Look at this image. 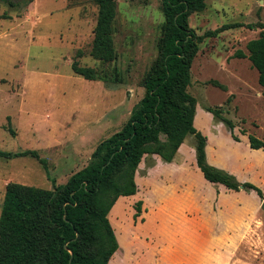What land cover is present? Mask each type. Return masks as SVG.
<instances>
[{"label":"rangeland","instance_id":"1","mask_svg":"<svg viewBox=\"0 0 264 264\" xmlns=\"http://www.w3.org/2000/svg\"><path fill=\"white\" fill-rule=\"evenodd\" d=\"M12 1L14 5L0 2V149L36 150L46 169L30 156L0 158V204L9 182L45 189L65 183L91 161L99 142L121 129L144 95L163 25L161 0H115L116 57L103 63L90 54L95 0ZM205 3L188 18L197 35L223 24L238 25L199 43L187 88L197 101L193 124L201 109L212 107L219 110L215 125L224 124L229 131L221 118L229 119L233 133L245 129L264 139L257 70L247 57L235 55L237 50L247 54L246 43L264 32V0ZM73 62L93 68L96 78L75 73ZM203 135L206 143L211 141L209 133ZM237 138L218 136L211 144L216 151L205 146L206 160L214 154L213 160L220 159L224 167L211 166L239 183L251 182L260 195L202 180L194 134L185 137L171 162L156 154L143 156L134 176L136 193L118 200L109 213L110 218L120 214L114 231L120 264H264V182L247 167L235 175L236 161L263 155ZM181 164L192 191L171 185Z\"/></svg>","mask_w":264,"mask_h":264},{"label":"trees","instance_id":"2","mask_svg":"<svg viewBox=\"0 0 264 264\" xmlns=\"http://www.w3.org/2000/svg\"><path fill=\"white\" fill-rule=\"evenodd\" d=\"M6 1L14 5L12 0ZM98 7L90 54L101 62L115 59L112 23L115 0H95ZM206 7L205 0H161L162 37L158 59L144 81V95L132 108L118 131L97 144L91 161L72 173L63 184L51 189L9 182L0 204V264H107L118 243L108 212L118 197L136 193L134 179L146 154L171 162L188 134L196 137L195 160L205 180L239 191L261 190L251 182L214 168L206 160V137L194 124L196 98L187 88L191 64L203 37L238 24L197 35L189 26L191 13ZM247 57L257 70L264 97V32L246 43ZM72 70L86 79H95V70L72 63ZM218 115L219 110L206 107ZM233 139L232 120L221 118ZM220 120V119H219ZM245 133V129H242ZM251 148H264V139L249 134ZM34 157L46 169V160L36 150L17 152L0 149V158ZM139 206L137 205V208Z\"/></svg>","mask_w":264,"mask_h":264},{"label":"crops","instance_id":"3","mask_svg":"<svg viewBox=\"0 0 264 264\" xmlns=\"http://www.w3.org/2000/svg\"><path fill=\"white\" fill-rule=\"evenodd\" d=\"M195 127L202 134H208L209 133L212 136L211 141H208L206 143V145L208 147H210V149L212 151L213 150L214 151L217 150L216 149L217 145L215 147H213V146H211V144L214 143L213 141H217L216 139L218 138V136L222 135V136L228 138L227 140H232L233 139L232 136H231L230 131L227 130V128L224 126V124L223 125L222 124L215 125L214 121H213V115L210 112H208L207 110H204V109L200 110L199 116H198V123L195 124ZM234 134L239 137V140H242L244 146H246V147L249 146L250 147L249 138H248V134L247 133L242 134L240 131H238L236 129V131H234ZM259 150H260V154L263 155V158L260 159V160L259 159L258 160L247 159V160H238V161H236L237 162V166H236L237 169L236 170H238V171H236L235 175L237 173L241 174L243 168L247 167V168L250 169V171H252V170L258 171L259 172V177L258 178H259L260 182H262V183L264 182V148H260ZM177 155L178 154L176 153L175 156H174V159L176 158ZM208 156H209V159H208L209 164L215 165V166H218V167H224V164H222L220 162V159L219 160L216 159V161L213 160L214 154H213L212 158H211V154H209ZM239 170H241V171H239ZM200 173H201V171H200ZM187 174L188 173H187L186 169L184 168V166L182 164L179 165L178 168L172 173V175H174L175 178H173L172 181H174V182L171 185L175 186L176 188H178V186L180 185L179 186V190H181L182 192H183V190H185V191L194 190L195 187L193 186V184L191 182L189 183V179L186 177ZM196 174H197V176L199 175V177L202 176L201 179L205 181L202 173H201V176H200V174L198 172ZM133 195H130V196H133ZM130 196H120V197H118L116 202L118 200L120 201L121 199H123L125 197H130ZM120 204H121V202H120ZM112 207H111V209H112ZM121 208H122V206H121ZM111 209H110V211H111ZM110 211L108 212L107 216H108V220H109V222H110V224H111V226L113 228V231H115V223L117 221L116 216H118L120 214L114 213V214H112V217L110 218V216H109ZM114 234H115V232H114ZM115 237H116V235H115ZM118 249L119 248H117V250L112 254V256L110 257L108 263L110 262L112 264H120V260L122 259L121 258L122 257L121 254L122 253H120L121 250H118ZM123 254H124V252H123Z\"/></svg>","mask_w":264,"mask_h":264},{"label":"water","instance_id":"4","mask_svg":"<svg viewBox=\"0 0 264 264\" xmlns=\"http://www.w3.org/2000/svg\"><path fill=\"white\" fill-rule=\"evenodd\" d=\"M16 1H20V0H16ZM262 208H264V199H263V201H262Z\"/></svg>","mask_w":264,"mask_h":264}]
</instances>
